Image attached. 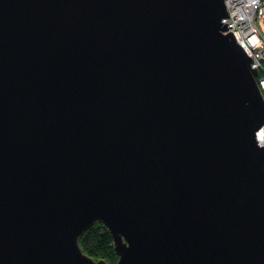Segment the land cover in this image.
I'll return each mask as SVG.
<instances>
[{
  "label": "water",
  "instance_id": "water-1",
  "mask_svg": "<svg viewBox=\"0 0 264 264\" xmlns=\"http://www.w3.org/2000/svg\"><path fill=\"white\" fill-rule=\"evenodd\" d=\"M225 0H0V264H264V95Z\"/></svg>",
  "mask_w": 264,
  "mask_h": 264
},
{
  "label": "built area",
  "instance_id": "built-area-1",
  "mask_svg": "<svg viewBox=\"0 0 264 264\" xmlns=\"http://www.w3.org/2000/svg\"><path fill=\"white\" fill-rule=\"evenodd\" d=\"M228 14L224 21L253 58L252 65L258 70V82L264 95V0H225ZM259 67V68H258ZM261 133V134H259ZM258 141L264 144V124L257 132Z\"/></svg>",
  "mask_w": 264,
  "mask_h": 264
},
{
  "label": "trees",
  "instance_id": "trees-1",
  "mask_svg": "<svg viewBox=\"0 0 264 264\" xmlns=\"http://www.w3.org/2000/svg\"><path fill=\"white\" fill-rule=\"evenodd\" d=\"M111 234L103 221L96 220L79 236L80 247L95 259L104 258L108 264H116L119 256Z\"/></svg>",
  "mask_w": 264,
  "mask_h": 264
},
{
  "label": "bare ground",
  "instance_id": "bare-ground-1",
  "mask_svg": "<svg viewBox=\"0 0 264 264\" xmlns=\"http://www.w3.org/2000/svg\"><path fill=\"white\" fill-rule=\"evenodd\" d=\"M223 21H224V18H223ZM224 23H225V21H224ZM227 29H228V28H227ZM252 60H253V58H252ZM252 60H251V61H252ZM252 62H253V61H252ZM252 66H253V65H252ZM253 67H254V66H253ZM256 69H257V68H256ZM261 127H262V126H261ZM259 134H261V133H259ZM261 135H262V134H261ZM263 139H264V137H263Z\"/></svg>",
  "mask_w": 264,
  "mask_h": 264
},
{
  "label": "rangeland",
  "instance_id": "rangeland-1",
  "mask_svg": "<svg viewBox=\"0 0 264 264\" xmlns=\"http://www.w3.org/2000/svg\"><path fill=\"white\" fill-rule=\"evenodd\" d=\"M228 11V10H227ZM263 61V63H264V60H262ZM259 68V67H258ZM258 78V77H257ZM258 80V79H257Z\"/></svg>",
  "mask_w": 264,
  "mask_h": 264
}]
</instances>
